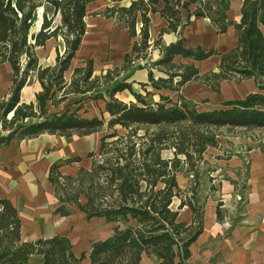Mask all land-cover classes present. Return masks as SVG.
Segmentation results:
<instances>
[{
  "label": "trees",
  "instance_id": "1",
  "mask_svg": "<svg viewBox=\"0 0 264 264\" xmlns=\"http://www.w3.org/2000/svg\"><path fill=\"white\" fill-rule=\"evenodd\" d=\"M45 1L53 16H58V24L45 14L38 23L41 0H0V64L7 63L12 71L10 90L0 95V147L41 134L83 137L106 127L108 132L100 137L97 152L86 156L91 159L88 169L79 167L75 176H67L59 172L58 165H52L48 180L60 203L56 214L68 216L66 205L74 204L87 219H102L112 227L106 238L91 243L87 256L81 253L77 257L66 236L21 242L17 211L8 200L0 199V264H29L33 255L41 256L42 264H83L85 259L88 264H141L143 254L155 257L158 264H186L189 246L202 231L208 198L216 200L217 219H221L219 184L212 185L216 178L210 176L214 170L199 171V165L206 164L207 148L217 146V131L223 128L264 130V0H242L238 23L227 20L229 0H132L125 7H106L98 15L121 23L129 37L138 40L132 43L130 54L123 56L121 68L93 76L89 60L72 70L68 83L63 74L84 35L85 8L97 0ZM189 5L195 9L183 21L180 11H188ZM155 13L166 26L149 45V15ZM137 17L141 21L139 32ZM190 17L207 18L220 34L233 26L236 47L219 53L214 48L188 47L183 38L162 47V35L183 29ZM58 36L64 51L61 55L57 52L52 67L42 68L35 49ZM153 49L162 50V55L148 64V84H141L143 88L178 93L183 86L199 82L218 92L223 81L252 79L257 91L243 99L222 102V108L213 110H199L196 103L180 94L175 100L160 96L158 103L148 105L131 91L127 79L129 70L141 68ZM215 55L219 56L217 71L204 74L193 64L173 62L175 56L202 61ZM153 69L166 76L154 78ZM32 73L41 90L35 94V104L21 103L20 92ZM124 90L135 102L124 103L115 97ZM89 94L91 100L104 101L107 118L103 113L91 118L78 114ZM70 95L78 96L68 102L73 110L49 112V107L58 108ZM167 149L172 151L169 159L162 156ZM176 174L187 178L184 191ZM242 183L234 192L240 195L239 215L241 203L246 202ZM175 198L180 200L178 209L186 206L191 211L189 224L178 221V212L170 208Z\"/></svg>",
  "mask_w": 264,
  "mask_h": 264
},
{
  "label": "crops",
  "instance_id": "2",
  "mask_svg": "<svg viewBox=\"0 0 264 264\" xmlns=\"http://www.w3.org/2000/svg\"><path fill=\"white\" fill-rule=\"evenodd\" d=\"M97 1L89 3L85 8L86 16L83 19L85 32L78 50L70 61L69 69L63 74L67 83L71 79L72 70L89 60L92 62L93 76L121 68L123 56L130 54L132 43L138 40L137 37L130 38L128 31L121 23H114L111 19L98 15L110 6L96 5ZM130 1L132 0L114 2L123 3L113 7L128 6ZM208 1L213 3L218 0ZM241 6L242 0H229V8L226 11L227 20L238 23L241 18ZM194 9V5H189L188 11L182 9L180 11L182 20L186 21L188 14H191ZM165 26L166 21L157 13L149 15V45L157 38L160 29ZM140 27L141 21L137 17V32ZM179 38L185 39L188 47L214 48L219 53L228 52L237 45V31L233 26H229L225 33L220 34L207 18L190 17L183 29L176 33L163 34L162 47L174 43ZM63 49L55 45L53 38L47 40L43 47H37L35 54L39 66L52 67L55 64L57 52L61 55ZM161 55L162 50H150L149 60L143 61L140 64L141 68L133 67L128 72L127 82L131 85V91L140 94L148 105L153 106L158 103L160 96L175 100L180 94L185 99L196 103L199 110H213L222 108L221 103L224 101L243 99L246 95L257 91L252 79L240 83L223 81L219 85L218 92H213L208 86L199 82L183 86L178 93L169 89L141 87V84H148V64L159 59ZM173 62L193 64L199 74H204L217 71L219 56H211L202 61L175 56ZM152 73L154 78L166 76L155 69ZM11 76L10 66L7 63L0 64L1 96L8 94ZM40 90L41 86L36 80L35 73H32L20 92V102L35 104V94ZM90 96L91 94L84 97L83 107L78 114L91 118L103 113L107 118L104 112V101L91 100ZM115 97L124 103L135 102L134 97L127 90L117 93ZM77 98L78 96L70 95L58 108L49 107V112L73 110L71 108L73 106H69L68 102ZM204 104L209 107H203ZM100 137L99 132L83 137L41 134L31 139L13 140L0 147V199L8 200L17 211L21 242L48 239L56 235L66 236L73 246L74 254L78 257L81 253L87 256L93 241L102 240L109 235L110 232L102 238H92L89 230L74 229L75 210L79 212L81 218L87 219L74 204L66 205V209L70 212L68 216L56 214L55 210L60 203L48 180L52 165H58L59 172L67 176H75L79 167L88 169L91 159L86 156L88 153L97 152ZM216 141L217 146L207 148L204 159L212 165L211 168L216 174L212 176L217 178L215 181L219 184L217 197L224 204L219 207L221 219H217L216 200L208 198L204 206L202 231L189 246V258L186 264H264V140L261 141L262 145H257L253 140L244 137L241 145L229 144V151H225L221 137H217ZM76 158H80L81 161L67 162ZM178 175L176 174L177 183ZM242 182L246 188V202L241 203L242 213L239 215L238 209L231 211L228 207L234 203L236 186L243 184ZM179 204L180 200L175 198L170 208L178 212V221L189 224L192 217L191 211L186 206L178 209ZM106 225H109L111 229L112 225ZM158 263L153 256L143 254L141 257V264ZM29 264H42V257L31 256ZM83 264H88V259L83 260Z\"/></svg>",
  "mask_w": 264,
  "mask_h": 264
},
{
  "label": "rangeland",
  "instance_id": "3",
  "mask_svg": "<svg viewBox=\"0 0 264 264\" xmlns=\"http://www.w3.org/2000/svg\"><path fill=\"white\" fill-rule=\"evenodd\" d=\"M42 3L41 5H43V7H41L38 10V23L39 20L41 18V16L43 14H45V16L47 18H51L53 21V24L56 25L59 23V18L57 15L53 16L52 13V9L50 8V4H48L45 0H41ZM123 3V2H122ZM122 3H114L111 2V0H98L96 2V5H109V6H115V5H122ZM37 26V25H36ZM54 39V38H53ZM55 41V45L56 46H61V49L64 48V43L62 41V38L60 36L56 37L54 39ZM63 44V45H62ZM64 50V49H63ZM232 101V100H229ZM225 102V101H224ZM203 107L207 108L209 107V105L204 104ZM72 108V107H71ZM108 131L106 129V127L103 128V130L101 132H99V136H102L104 134H106ZM118 132L119 133H123L122 130H120L118 128ZM217 137H221L223 142V147L225 149V151H229V144L231 145H241V141L243 140V138H249L251 141L253 140L255 142V144L257 145H262L261 141L264 140V130H244L241 128H223L217 131ZM216 137V139H217ZM162 156L165 159H169L172 157V151L170 150H163L162 151ZM209 160L211 161V159L209 158ZM208 165V166H207ZM211 164L209 162L206 161V164L203 165H199V171L202 172L204 170L207 171V169L211 170ZM212 175H216L214 172L210 171V176ZM213 177V176H212ZM215 177V176H214ZM178 178V183L180 186V189L182 191H184L187 187V185L185 183H187V178L183 177L182 174H179L177 176ZM188 179H190L188 177ZM217 179V178H216ZM203 180L201 179V183ZM217 183V181H214L212 185H215ZM207 186L204 187L203 192L204 193L206 191ZM205 190V191H204ZM205 194V193H204ZM81 202H83V199L81 198ZM74 229H82L84 228L85 231H90V236L92 238H102L104 237L106 234H108L110 232V226L106 225L103 223V221L101 220H95V219H86L85 218H81L80 214L77 210H75V216H74ZM87 233V232H86Z\"/></svg>",
  "mask_w": 264,
  "mask_h": 264
},
{
  "label": "built area",
  "instance_id": "4",
  "mask_svg": "<svg viewBox=\"0 0 264 264\" xmlns=\"http://www.w3.org/2000/svg\"><path fill=\"white\" fill-rule=\"evenodd\" d=\"M239 201H240V195L236 193L234 203L231 206H229L228 208H230L231 211H234L235 209L237 210V204ZM221 203H222V205L220 207L224 206L222 200H221Z\"/></svg>",
  "mask_w": 264,
  "mask_h": 264
}]
</instances>
